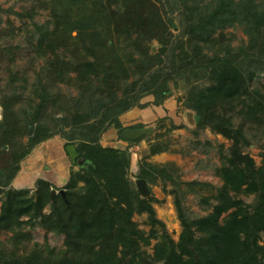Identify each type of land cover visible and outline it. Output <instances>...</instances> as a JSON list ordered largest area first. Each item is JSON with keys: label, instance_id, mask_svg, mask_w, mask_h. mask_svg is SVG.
Returning a JSON list of instances; mask_svg holds the SVG:
<instances>
[{"label": "trees", "instance_id": "1", "mask_svg": "<svg viewBox=\"0 0 264 264\" xmlns=\"http://www.w3.org/2000/svg\"><path fill=\"white\" fill-rule=\"evenodd\" d=\"M200 1L176 0L181 18L180 31L175 35L154 0H101L105 31L123 40L129 52L125 61H119L118 68L103 66L105 90L100 93L106 92V96L94 95L83 105L63 108V126L72 130L66 136L65 148L74 145L79 157L88 162L79 167L77 160H73L79 170L71 172L63 188L41 182L29 202H24L15 191L3 193L0 229L14 233L12 241L16 246L24 238L17 230L20 218L34 208L48 231L65 235L64 249L37 248L19 258L0 252V264H264V163L257 166L253 158L243 153L248 142L244 127H236L230 116L235 101L249 96L254 78L264 72V0H212L205 7L200 6ZM79 25L77 22L74 29L80 31ZM237 25L244 28L248 37L245 47H231L223 34L225 29ZM37 29L42 31L41 42L50 34L54 39L48 48L58 50L64 33L57 28L52 33L39 26ZM218 30L220 36L214 40ZM215 41L221 46L219 49H215ZM155 42L160 48L152 51ZM67 66L71 67L67 71H97L86 57L74 66L64 61L61 67L51 66L53 81L64 76L62 69ZM119 69L126 79L133 78L122 97L115 89L121 79ZM185 73L210 82L190 91L189 108L197 113L198 129L208 128L233 145L228 166L221 169L224 185L209 215L191 218L180 196L176 197L174 204L182 227L176 242L157 218L150 194L142 196L127 178V153L103 147L100 139L111 124L120 126L117 119L109 121L110 112L128 111L149 94L164 99L169 81ZM262 93L257 89L251 96L258 100ZM255 102L264 108L259 101ZM16 103L15 96L0 102V151L10 146L12 156L10 166L0 167V191L10 186L20 170V162L32 149L59 132L47 123H39L38 114H31L26 121L37 123L33 134L23 150H13L14 139L19 135ZM124 130L121 139L134 142L124 138ZM158 176L173 179L166 165L143 166L139 179L148 184ZM80 183L83 186L78 188ZM52 189L64 194L51 197ZM242 191L256 196L252 205L236 197ZM179 192L176 189L173 194ZM47 205L51 212L42 215ZM226 213L229 214L222 219ZM142 214L148 215L150 226L161 228L165 238L155 245L152 256L142 246L150 245L151 239L157 237L155 232L146 235L133 220L135 215Z\"/></svg>", "mask_w": 264, "mask_h": 264}, {"label": "rangeland", "instance_id": "2", "mask_svg": "<svg viewBox=\"0 0 264 264\" xmlns=\"http://www.w3.org/2000/svg\"><path fill=\"white\" fill-rule=\"evenodd\" d=\"M201 1L200 6L205 7L212 0ZM154 2L160 6L172 32L177 35L180 31V5L176 6V0ZM103 3L101 0H0V102L9 96L17 98L14 111L19 135L14 139L13 150H23L28 143L29 124L26 120L31 114H38L39 123H47L50 129L55 127L59 131L35 146L20 162V170L10 186L0 191V214L5 200L3 193L7 190L15 191L24 202H29L36 195L41 182H49L57 189L65 186H57L49 181L54 156L57 162L64 160L67 164L70 163V174L79 170L66 153V136L72 130L63 126L62 120L66 115L63 108L83 105L94 95L106 96V92L100 93L105 90L103 66L118 68L119 61H125V55L129 52L123 40L120 41L105 31ZM77 22H80L81 32L74 29ZM37 26L49 33L56 28L64 33V41L58 44V50L48 48V44L54 39L50 34L41 42L42 31ZM220 33L218 30L213 39L219 38ZM223 34L233 48L247 45L248 37L242 26L227 28ZM214 46L215 49L221 47L217 42ZM159 48V44L155 42L151 50ZM84 57L97 68L95 74L91 70L67 71L71 68L67 66L62 69L64 76L53 81L55 77L50 74L53 64L61 67L62 62L66 61L74 66L77 60ZM117 73L121 79L115 89L117 95L122 97L125 96L123 90L133 78L129 76L126 79L120 69ZM209 84L206 78H196L193 73H185L169 81L164 99L160 100L149 94L128 111L110 112L109 121L117 119L120 126L111 124L100 139L103 147L127 153L130 160L127 178L136 188L143 166L166 165L167 172L173 179L158 176L147 185L157 218L164 222L167 234L176 242L182 232L174 204L176 197L180 196L191 218L209 215L217 204L216 197L224 185L221 169L228 166L227 158L231 155L232 141L208 128L198 129L197 113L189 108L190 91ZM257 89L263 93L255 100L251 94ZM249 96L235 101L230 116L236 127H244L248 142L243 147V153L253 158L257 166H261L264 163V108L255 101L264 106V72L254 78ZM2 118L3 108L0 104V121ZM36 126L37 123L33 124L34 128ZM128 128H144L149 133L137 141L126 142L121 139V130ZM9 147L0 151L1 168L10 166L12 156ZM56 147H60L61 157ZM48 156L53 160L47 161ZM82 186L80 183L78 188ZM176 189L180 191L179 195L173 194ZM52 191H56V194L60 192L55 189ZM236 197L246 205H252L256 198L244 191ZM50 212V206L47 205L42 215H49ZM228 214H224L222 219ZM133 220L146 235L155 232L157 237L151 239L150 245L142 246V250L152 256L155 245L165 241L161 228L150 226L147 214L135 215ZM20 223L17 230H21L24 238L17 246L12 241L14 233L0 229V252L19 258L37 248L50 247L56 251L64 249L65 235L48 231L42 225V217L35 214L34 208L20 218Z\"/></svg>", "mask_w": 264, "mask_h": 264}, {"label": "water", "instance_id": "3", "mask_svg": "<svg viewBox=\"0 0 264 264\" xmlns=\"http://www.w3.org/2000/svg\"><path fill=\"white\" fill-rule=\"evenodd\" d=\"M33 130H34L33 123H30L29 124V132H28L29 136L33 134ZM148 133H149V131L147 129H144V128H140V129L128 128V129L124 130L123 136L127 140L137 141V140L143 138ZM65 149H66V153L70 156V158L72 160H77L79 167L84 166L88 162V160L86 158L79 157L77 149L74 145H71V144L67 145ZM136 185H137V189H138L139 193L142 196H147L149 194V188H148L147 182L145 180H143V179L137 180ZM59 193L64 194V191H60ZM55 194H56V191H52L51 197H53Z\"/></svg>", "mask_w": 264, "mask_h": 264}, {"label": "crops", "instance_id": "4", "mask_svg": "<svg viewBox=\"0 0 264 264\" xmlns=\"http://www.w3.org/2000/svg\"><path fill=\"white\" fill-rule=\"evenodd\" d=\"M104 139H105V137L102 140H104ZM56 151L59 154V156L61 157L62 154H61V151H60V147L59 148L56 147ZM53 158H54V160L52 159L51 156H48V159H47V161H52V160L54 161L53 164H52L53 170H51L49 172L51 174L50 175L51 178H50L49 181L51 183H53L54 185H57V186L62 185V186H64L69 181V174H70V166L71 165H70V163L67 164L66 162H64V160L61 163L57 162L56 156H54Z\"/></svg>", "mask_w": 264, "mask_h": 264}]
</instances>
